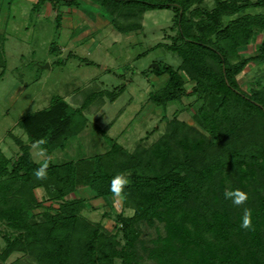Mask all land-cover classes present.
I'll return each mask as SVG.
<instances>
[{
    "label": "trees",
    "instance_id": "obj_1",
    "mask_svg": "<svg viewBox=\"0 0 264 264\" xmlns=\"http://www.w3.org/2000/svg\"><path fill=\"white\" fill-rule=\"evenodd\" d=\"M77 1L36 0L34 8L76 7ZM203 1L89 0L122 34L140 29L144 12L173 10L169 29L175 35L162 46L178 64L151 68L166 81L147 102L164 109L193 95L200 103L192 116L197 128L172 120L148 148L127 151L109 140L100 155L62 159L67 141L86 127L82 112L91 99L107 96L111 102L121 88L90 91L78 107L53 98L46 109L23 116L16 125L26 143L14 138L13 157L0 152V264H19L6 263L13 253L35 264H264V75L247 92L235 79L248 63L264 66V37L247 56L237 53L264 34V15L249 13L264 7V0L194 7ZM114 16L125 20L116 23ZM180 73L192 84L189 92ZM39 139L46 141V153L35 161L31 150ZM45 160L48 178L37 180L34 172ZM121 173L129 179L127 199L115 216V235L107 234L81 215L87 203L77 191L85 188L108 201L111 180ZM235 189L248 193L245 205L225 198ZM37 208L39 214L31 213ZM245 208L252 211L251 230L241 227Z\"/></svg>",
    "mask_w": 264,
    "mask_h": 264
},
{
    "label": "rangeland",
    "instance_id": "obj_2",
    "mask_svg": "<svg viewBox=\"0 0 264 264\" xmlns=\"http://www.w3.org/2000/svg\"><path fill=\"white\" fill-rule=\"evenodd\" d=\"M35 1L0 0V51L4 65L0 69V152L5 157H13L18 150L14 138L26 143L24 132L16 125L23 116L46 109L53 98L78 107L90 91L111 93L121 88L111 102L107 96L91 99L82 112L87 119L85 131L67 141L68 154L62 159L100 155L109 140L127 151L139 146L148 148L172 120L197 128L192 116L200 103L193 95H184L164 109L147 102L148 94L158 91L166 81V75L155 77L151 68L157 62L172 67L178 64L176 55L162 46L169 45V37L175 35L174 27L169 29L172 9L144 12L140 29L122 34L89 0H78L76 7L69 8H53L48 3L34 8ZM194 7L210 10L212 0ZM249 13L264 15V7ZM58 15L59 22L55 20ZM113 20L118 23L125 18L114 16ZM263 37V33L255 36L254 41L237 50L238 55L250 54ZM263 75L264 66L248 63L235 79L239 88L247 92ZM180 76L189 92L192 84L183 74ZM261 83L264 85L262 78ZM71 149L74 152L70 153ZM31 155L35 161L43 159L35 148ZM35 192L39 198L41 192ZM77 192L87 203L81 215L98 223L105 233L115 235V216L121 211L119 201L115 197H109L107 203L101 199L91 201L95 198L89 196L87 189ZM39 212L41 209L37 208L31 213ZM123 212L131 214L130 210ZM14 260L35 264L15 253L6 263Z\"/></svg>",
    "mask_w": 264,
    "mask_h": 264
},
{
    "label": "clouds",
    "instance_id": "obj_3",
    "mask_svg": "<svg viewBox=\"0 0 264 264\" xmlns=\"http://www.w3.org/2000/svg\"><path fill=\"white\" fill-rule=\"evenodd\" d=\"M46 144L44 139H39L34 142L33 147L38 149L41 155L46 153V148L43 145ZM48 168L49 162L45 160L41 166L35 170L34 176L37 180H46L48 178ZM129 184L128 175L121 173L117 174L110 184V191L113 196L119 201L120 205L123 206L124 201L127 199V194L125 192L126 187ZM225 198L230 199L235 206L245 205L249 200V195L240 189L230 190L225 193ZM241 227L246 230H251L253 228L252 223V211L251 209L245 208L244 215L242 217Z\"/></svg>",
    "mask_w": 264,
    "mask_h": 264
},
{
    "label": "crops",
    "instance_id": "obj_4",
    "mask_svg": "<svg viewBox=\"0 0 264 264\" xmlns=\"http://www.w3.org/2000/svg\"><path fill=\"white\" fill-rule=\"evenodd\" d=\"M84 131H85V130H83L80 134L82 135V133H83ZM80 134H79V135H80ZM93 143H95V141H93ZM107 149H108V148L106 147V150H107ZM106 150H105V151H106ZM105 151H104V152H105ZM104 152H103V153H104ZM58 153H59V152H58ZM59 154H60V153H59ZM58 156H59V155H58ZM60 156H61V154H60ZM80 190L83 191V190H86V189H85V188H82V189H79V191H80ZM87 191H88V193H90L89 196L91 195L90 197H93L92 194H91V192H90L89 190H87ZM77 194L79 195L78 192H77ZM89 196H88V197H89ZM113 197H114V196H113ZM80 198H81V197H80ZM91 199H92V198H91ZM96 200H98V199H94V200H91V201H96Z\"/></svg>",
    "mask_w": 264,
    "mask_h": 264
}]
</instances>
